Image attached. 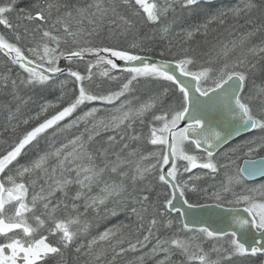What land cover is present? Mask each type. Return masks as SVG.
I'll return each instance as SVG.
<instances>
[{"label":"snow or ice","instance_id":"obj_1","mask_svg":"<svg viewBox=\"0 0 264 264\" xmlns=\"http://www.w3.org/2000/svg\"><path fill=\"white\" fill-rule=\"evenodd\" d=\"M0 26V264H264V0H4Z\"/></svg>","mask_w":264,"mask_h":264},{"label":"rangeland","instance_id":"obj_2","mask_svg":"<svg viewBox=\"0 0 264 264\" xmlns=\"http://www.w3.org/2000/svg\"><path fill=\"white\" fill-rule=\"evenodd\" d=\"M3 2H4V0H0V3H3ZM238 2H239V0H233V1H230V2L229 1H226V2L219 1L218 3L213 4V5H214V7H228V6L234 5V4L238 3ZM187 18L188 17H186L185 19H187ZM257 18H258V16H257ZM193 19H194V21H197V20L199 21V20H202V17H194ZM192 23H193V21H192ZM183 24H184V27H187L188 21L187 20H184ZM241 24H243V21H241ZM214 27H216V26H214ZM245 27H246V25H245ZM178 32H180V25L179 24L173 29V34L178 33ZM218 35L219 34H218V27H217L216 28V31L210 33L209 41L212 42V41H215L217 39H221V37H219ZM177 38H180V37L179 36H176L175 39H177ZM208 46H210V45H203V47L201 46V48H207ZM80 70L83 72L84 71L83 67L80 68ZM96 82L97 83H102V78H97L96 79ZM108 86L109 85L107 83H103V87H108ZM111 87L115 88L116 87V84L113 83L111 85ZM153 87L154 86H152V88ZM158 87L159 86H157L154 89H150V90L151 91H155V90L158 89ZM57 94L48 95L47 99L50 100V101H52V102H55V97H56ZM146 95H147V93H143L142 94V98L146 97ZM41 102L42 101L39 98H37V103L30 104L28 110H26V111H29L31 114H35V112L38 111V106H39V103H41ZM50 112H51V110H50ZM3 116H4V113L3 112H0V122L3 121ZM249 135L250 134H247V135L241 137L240 139L236 140L235 142H237V143L238 142H242L244 139L249 138ZM2 147H4V145L0 144V148H2ZM256 156L257 155H253L251 158H254ZM244 158H247V157L241 156L240 158L237 159V165L238 166L241 165L242 159H244ZM254 183H257V184L258 183H264V179H260V180L254 181ZM119 219L120 220H123L124 219L123 214L120 215ZM113 222H116V218L109 217L108 219H102V220H100L95 225V227L92 229L93 234H95L97 231H103L105 227H111V225H112Z\"/></svg>","mask_w":264,"mask_h":264},{"label":"trees","instance_id":"obj_3","mask_svg":"<svg viewBox=\"0 0 264 264\" xmlns=\"http://www.w3.org/2000/svg\"><path fill=\"white\" fill-rule=\"evenodd\" d=\"M226 1H233V0H223V1H221V2H226ZM26 2H27V0H26ZM216 4V3H215ZM257 16H259V14H256V17H254V19H257ZM194 17H189V18H187V19H185V20H187L188 21V25H190V24H196V23H199V22H201V20H197V21H194V19H193ZM189 19H191V21H193V23L189 20ZM259 21H258V19H257V23H258ZM187 25V26H188ZM246 27H250L249 25H246ZM220 31V32H219ZM0 33H6V30L3 28V26H0ZM218 36L219 37H221V40H227L228 38H229V35H228V32H227V30L224 28V27H218ZM223 34V35H222ZM180 38H177L176 40H179ZM216 41V40H215ZM215 41H212L211 43H215ZM202 47H203V45H201ZM208 47H210V46H208ZM208 47L207 48H201V50L202 51H207V49H208ZM157 51H158V49H157ZM152 55H154V56H157L156 55V53H153ZM62 64H63V62H62ZM82 68V67H81ZM154 87L153 88H151V89H154V88H156L158 85H153ZM8 99V97H6V96H0V102H2L3 100H7ZM145 131H146V129H145Z\"/></svg>","mask_w":264,"mask_h":264},{"label":"water","instance_id":"obj_4","mask_svg":"<svg viewBox=\"0 0 264 264\" xmlns=\"http://www.w3.org/2000/svg\"><path fill=\"white\" fill-rule=\"evenodd\" d=\"M214 1H216V0H212V2H214ZM155 58L158 59L159 57H155ZM118 63H122V62H118ZM244 133H247V132H241L238 136H240V135H242V134H244ZM238 136H236V137H238ZM236 137H234L233 139H235ZM259 159H260V157L255 158V159H245V160L243 161L241 167L245 166V162H246V160H256V161H259ZM258 178H260V177H256L255 179H258Z\"/></svg>","mask_w":264,"mask_h":264},{"label":"bare ground","instance_id":"obj_5","mask_svg":"<svg viewBox=\"0 0 264 264\" xmlns=\"http://www.w3.org/2000/svg\"><path fill=\"white\" fill-rule=\"evenodd\" d=\"M189 17H190V16H189ZM189 17H188V18H189ZM189 20L191 21V19H189ZM191 22H192V21H191ZM153 56H154V55H153ZM154 57H158V56H154Z\"/></svg>","mask_w":264,"mask_h":264},{"label":"flooded vegetation","instance_id":"obj_6","mask_svg":"<svg viewBox=\"0 0 264 264\" xmlns=\"http://www.w3.org/2000/svg\"><path fill=\"white\" fill-rule=\"evenodd\" d=\"M262 155H264V154H262ZM259 157V156H258ZM242 163V162H241Z\"/></svg>","mask_w":264,"mask_h":264}]
</instances>
